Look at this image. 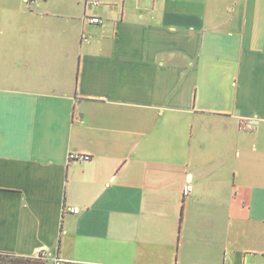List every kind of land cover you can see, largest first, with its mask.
I'll return each mask as SVG.
<instances>
[{
    "label": "crops",
    "instance_id": "crops-1",
    "mask_svg": "<svg viewBox=\"0 0 264 264\" xmlns=\"http://www.w3.org/2000/svg\"><path fill=\"white\" fill-rule=\"evenodd\" d=\"M0 150L2 253L264 264V0H0Z\"/></svg>",
    "mask_w": 264,
    "mask_h": 264
},
{
    "label": "built area",
    "instance_id": "built-area-1",
    "mask_svg": "<svg viewBox=\"0 0 264 264\" xmlns=\"http://www.w3.org/2000/svg\"><path fill=\"white\" fill-rule=\"evenodd\" d=\"M27 2H30L31 0H26ZM83 3L85 4L86 8L96 7L103 4V0H83ZM90 23L93 24H103L104 20L99 16H87L86 17ZM1 153V150H0ZM69 158L71 160L76 159H89L88 155L85 154H76L72 153L70 154ZM193 189V186L191 184L187 185L184 189V194L188 195ZM80 210L79 207H72L67 208V211L78 213ZM35 258L46 261L47 264H106V263H98V262H89V261H76V260H70L68 258L62 257V256H55L54 258H49L45 252H38Z\"/></svg>",
    "mask_w": 264,
    "mask_h": 264
},
{
    "label": "rangeland",
    "instance_id": "rangeland-1",
    "mask_svg": "<svg viewBox=\"0 0 264 264\" xmlns=\"http://www.w3.org/2000/svg\"><path fill=\"white\" fill-rule=\"evenodd\" d=\"M1 257H3L5 260L12 261V262H17V260H19V258H18L19 256L17 257L15 255H13V256H7L6 258L4 256H1ZM20 261L21 262H25L26 264H45V263L47 264L46 261L37 259L35 257L28 258L25 261H23V260H20Z\"/></svg>",
    "mask_w": 264,
    "mask_h": 264
},
{
    "label": "trees",
    "instance_id": "trees-1",
    "mask_svg": "<svg viewBox=\"0 0 264 264\" xmlns=\"http://www.w3.org/2000/svg\"><path fill=\"white\" fill-rule=\"evenodd\" d=\"M1 256H4L6 258L7 256H13V255H11V254H5V253L0 252V264H26L25 262H21L20 260L25 261L26 259H28L26 257H18L17 256L19 258V260H17V262H12V261L5 260Z\"/></svg>",
    "mask_w": 264,
    "mask_h": 264
}]
</instances>
